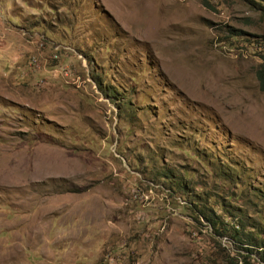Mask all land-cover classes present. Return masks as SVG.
I'll use <instances>...</instances> for the list:
<instances>
[{
	"label": "rangeland",
	"instance_id": "1",
	"mask_svg": "<svg viewBox=\"0 0 264 264\" xmlns=\"http://www.w3.org/2000/svg\"><path fill=\"white\" fill-rule=\"evenodd\" d=\"M202 1L0 0V264H264L197 212L264 213V12Z\"/></svg>",
	"mask_w": 264,
	"mask_h": 264
},
{
	"label": "trees",
	"instance_id": "2",
	"mask_svg": "<svg viewBox=\"0 0 264 264\" xmlns=\"http://www.w3.org/2000/svg\"><path fill=\"white\" fill-rule=\"evenodd\" d=\"M255 9L262 10L264 12V0H247ZM203 4L209 5L206 0L202 1ZM258 84L261 90L264 91V69L261 68L256 73ZM202 158V157H201ZM207 167L213 171L211 168L213 163H206ZM217 172L220 175H223L229 180H235L236 175L231 172H228L231 167L229 165L227 167L223 166L222 162L216 163ZM223 167L221 169V167ZM225 179V178H224ZM264 192V191H263ZM260 203L264 202V193L259 195ZM222 207V204H218ZM200 213L199 215L209 223L213 232L217 233L218 235H227L231 242L235 244H242L243 242L246 243L248 246H253L257 248L264 249V213L263 209L260 211L262 213V217H260V221L258 224L248 223L243 218L244 214L232 215L231 220H236L233 223H230L227 219L226 214L218 213L213 209H206L204 205L197 211ZM243 245V244H242ZM246 250H250L249 247H243ZM264 254V252H263ZM262 261L264 262V257H262Z\"/></svg>",
	"mask_w": 264,
	"mask_h": 264
}]
</instances>
